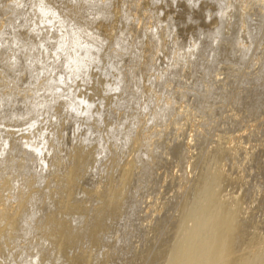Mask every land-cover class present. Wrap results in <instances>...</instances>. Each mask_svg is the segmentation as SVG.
I'll use <instances>...</instances> for the list:
<instances>
[{"label":"rangeland","instance_id":"obj_1","mask_svg":"<svg viewBox=\"0 0 264 264\" xmlns=\"http://www.w3.org/2000/svg\"><path fill=\"white\" fill-rule=\"evenodd\" d=\"M165 1L89 0L96 6L92 11L77 0H50L51 23L40 35L26 33L31 30L28 16L8 21L14 6L20 4L22 12L30 13L34 0L0 1V99L15 105L0 117V185L5 179L13 185L3 197L11 214L18 211V197L31 178H37L32 191L57 189L48 185L61 172L57 161L67 163L69 150L85 144L80 150L95 149L94 160H98L84 169L87 186L96 188L102 179L107 184L111 178L115 194L141 198L139 211L149 224L165 217L166 224L143 246L148 257L164 242L170 256L185 235L183 230L193 228L178 209L189 196L194 205L190 209H200L196 212L212 213L217 206L227 212L239 207L229 196L247 192L250 196L258 187L261 193H255L253 203L247 202V211L252 214L258 207L254 213L259 217L254 220L263 231L264 171L260 177L251 167L255 160L264 161V0H175L173 7H166ZM93 12H101V19L87 27ZM20 32L27 34L26 40ZM147 38L162 40L163 50L154 53L150 47L147 51ZM93 43L104 49L108 75L115 77L110 88L105 82L111 78H100L101 95L110 100L104 112L113 127L106 135V124L97 125L105 135L99 141H95L99 132L91 137L86 127L77 128L80 115L74 111L82 101L77 94L92 93L90 82L94 83L99 69L92 68V76L91 69L77 73L70 60L72 55L83 56L86 49L93 53ZM147 54L153 60L148 70L141 59ZM145 92L154 112L144 111ZM39 131L49 147L36 157L24 139ZM88 136L91 142L84 140ZM109 143L115 153L110 157L100 148ZM142 151L144 156L138 159ZM17 162H22V168L9 174L5 167ZM36 173L43 174L42 180ZM50 198V204L58 203L57 197ZM91 200L80 195L77 204L90 207L89 203L96 204V199ZM169 201L174 202L171 208L161 206ZM31 213L36 215L33 224L45 221L44 214ZM130 216L126 212L124 218ZM166 226L174 227L172 235H165ZM262 240L252 246H261ZM260 253L264 257V250ZM149 263V259L144 262Z\"/></svg>","mask_w":264,"mask_h":264},{"label":"bare ground","instance_id":"obj_2","mask_svg":"<svg viewBox=\"0 0 264 264\" xmlns=\"http://www.w3.org/2000/svg\"><path fill=\"white\" fill-rule=\"evenodd\" d=\"M49 1L34 0V9L30 13L26 11L22 12L20 4L19 6L17 5L18 7L14 6V10L11 11L8 21L18 17L21 20H25L24 17L28 16L30 17L31 30L26 33L33 35L43 34L45 25L51 23V17L53 15V12L47 9ZM77 1L81 2L84 6L88 4L86 7H91L90 9L92 11V8L96 7L89 0ZM164 4L166 7H173L175 6V0H167ZM101 16V12L99 14L96 12L90 13L87 27L95 24L101 19ZM11 28L13 30L16 29L14 26ZM26 33L24 35L20 32L19 35L20 37L23 36L26 40ZM93 47V53H91L92 49H86L84 50L83 56L75 58L72 55L70 60L77 73H86L91 69L88 74L92 76L90 75L93 73L91 72L92 68L99 69V73L93 76L96 79L94 80L91 77L94 83L90 82L93 85H91L92 88L89 86L91 89L88 90L92 91V93L87 94L85 93L87 90L84 89V93L77 94L78 97L82 98V101H80V104L74 106V111H77L80 115L79 121L76 124L77 128L81 129L82 127H86V132L91 137L99 132L100 135L95 140L99 141L105 135L103 133L101 134V127L99 126L100 128L98 129L97 125L101 122L106 124L104 125V127H107L105 131L106 135L110 133L113 127V124L110 122L111 119L104 112V107L106 108L110 100H106L99 90L100 80L103 81L100 78L108 75L110 72L104 49L102 47L98 49L95 43H93ZM150 47L154 50V53H157L163 50L164 43L162 40L154 42L152 39L147 38V51ZM148 54L147 58L145 56L141 58L147 70L149 67H152L153 61ZM1 61L4 63V59ZM108 76L111 79L107 80V82L104 80V82L110 88L115 85V77L112 74ZM104 91L107 92L106 89ZM143 96L145 97H143L145 99L143 100L145 113L154 112V109L151 107V97L147 96V92ZM13 109H15V105H9L0 99V117L4 114H9ZM59 135L57 133L55 138H58ZM7 136L10 138L12 133H8ZM84 140L91 142L89 136ZM24 141L27 148L33 150V154L36 157H41L45 153V148L49 147V142L46 140L43 131L33 133L32 136L26 137ZM89 144L91 145V143ZM84 145L79 147V149L77 147L69 150L70 153L67 163L57 161L56 164L58 166L56 168L61 172L59 171L60 174L57 173L48 183V185L52 183L53 186L55 184L57 189H44L43 193H41V190L40 192L39 190L32 191L35 187L34 182L37 179L36 177V179L34 178L35 180L31 178L28 181L25 187L26 191L23 190L20 193V190L16 189L18 190L16 192H19L20 195L17 202L18 211L14 214L10 213L11 206H6L4 203V194L10 186H8L10 184L8 179L4 178L3 185H0V206L3 207L0 209V264H144V262H147V259H149V264H264V257L260 253L264 250V226L262 225V231L260 225L254 220L256 216L254 208L256 209L257 206L252 210L254 214L248 213L247 211L250 208L248 204H251L250 202L253 203L255 200V193H261V190L258 191V187L252 189L253 194L250 196L247 194L250 192L243 193L245 195L242 194L240 197L229 196L228 200L239 206L238 209H230L231 212H225V208L222 206H217L216 210L212 213L196 212L199 208L195 209L194 207L195 211L193 208V210L190 209L192 205L191 200L193 199L192 196L185 198L178 205L179 213L193 223V228L189 232L182 228L183 235H185L176 242L177 249L170 256L167 254L168 248L166 242H164L152 256L148 257L146 248L143 246L146 243H150L155 237V233L161 230L164 223L166 224L165 217H160L156 223L149 224L146 215L139 211L141 194H138L140 199L137 200H135L136 195L115 194V189L111 185V178L107 184H105L103 179L104 184L97 179L100 182L98 181L99 186L96 188H94L95 186H87V183L85 184L83 180L84 169L89 164L91 165V162L95 161L93 152L95 149L93 151L91 149H89L90 151L85 149L88 152H84V150H80ZM61 147L62 145L59 148H55L56 154ZM100 148H102V153L106 151L109 157L111 154H115L111 143L102 147L100 146ZM97 149L100 150L99 148ZM10 150L12 154L15 153L16 145L14 142L10 145ZM173 151L177 153L176 148ZM144 153L142 151L141 154H137V158H142ZM112 160H114L113 157L110 161ZM96 161L98 162V160ZM5 168H7L9 174H12L16 169L22 168V162H17ZM251 171H256L255 173L257 175L263 177L264 161L255 160L252 163ZM41 175L35 174V176H38L39 181L42 180ZM97 176L99 177L101 175ZM101 177L103 178V176ZM262 179L260 180L262 181ZM79 182L85 185L82 186ZM10 187L13 189V185ZM245 190L248 191L247 187ZM252 190L249 188V191ZM80 195L88 197L90 201L93 198L96 199V204L89 203L90 207L85 203L77 204ZM258 196L259 194H257ZM50 197H57L59 199L58 203L56 205L50 204ZM248 201L249 203L247 204ZM173 204L174 202L169 201L163 202L161 206L169 209ZM48 210H51V213L45 215ZM263 210L262 214L264 213ZM32 211H36L39 216L44 214L45 217L42 216V218L45 221L33 224L36 215L32 214ZM126 212H130L131 216L124 218ZM258 213L259 211L256 214H261ZM261 218L263 217L261 216ZM13 219L15 220L11 221ZM220 227L223 230L220 231ZM173 233L174 227L170 226L167 228L165 235L170 236ZM261 240L262 242L258 243L261 246H252L254 242H260Z\"/></svg>","mask_w":264,"mask_h":264},{"label":"clouds","instance_id":"obj_3","mask_svg":"<svg viewBox=\"0 0 264 264\" xmlns=\"http://www.w3.org/2000/svg\"><path fill=\"white\" fill-rule=\"evenodd\" d=\"M186 2H187V0H186Z\"/></svg>","mask_w":264,"mask_h":264}]
</instances>
